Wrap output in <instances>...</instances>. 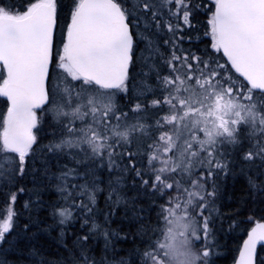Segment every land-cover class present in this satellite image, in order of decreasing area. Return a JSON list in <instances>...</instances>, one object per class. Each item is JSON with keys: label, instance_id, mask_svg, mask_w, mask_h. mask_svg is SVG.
Segmentation results:
<instances>
[{"label": "trees", "instance_id": "1", "mask_svg": "<svg viewBox=\"0 0 264 264\" xmlns=\"http://www.w3.org/2000/svg\"><path fill=\"white\" fill-rule=\"evenodd\" d=\"M38 1L0 0V12L20 17ZM54 1L56 31L52 62L56 57L58 32L70 21L81 0ZM114 1L126 16L135 42L126 83L113 91L117 94L114 105L98 107L95 112L82 110L72 117L58 119L48 112L49 93L47 105L36 111L39 123L34 131V144L20 161L15 154L5 151L1 143L8 104L0 95V264H172L165 244L166 199L173 193L182 195L180 203L184 210L182 207L179 210L196 225V235L190 241L196 247L193 250L196 264H234L248 232L264 223V130L250 135L240 132V145L231 155V170L225 177L213 176V180L207 181L209 187L202 198L199 215L190 198L194 179L189 175L196 179V174L188 175L184 165H178V150L168 151L170 158L162 166L165 172L158 174L156 165L159 163L154 162L157 158L152 156L154 148L146 142L143 157L137 156L133 152L134 137L125 150L118 141H113L116 157L107 153L109 158L101 165L92 159L89 165L76 164L75 179L59 180L60 174L72 171L74 153L65 144L69 135L104 136L118 117L138 114L140 108L144 113L153 110L155 100L164 99L172 88L171 83H162V92L158 93L155 86L161 81L157 80L156 73L142 83L141 73L152 70L146 64L142 70L138 69L142 48L126 5L139 1L140 11L147 13L154 8V0ZM186 1L197 8L208 7L205 0L181 2ZM210 9L213 11V4ZM191 21L185 31L179 32V36L185 34L190 40L177 56L185 55L183 59L177 58L182 62V71L185 64L194 68L198 64L210 68L209 76L212 69L218 67L216 80L228 77L231 86L230 81L234 79L242 90L264 97L231 69L219 50H209L203 41V20L193 17ZM178 62L174 59L167 70L172 71ZM3 81L4 74L0 70V84ZM164 119L156 128L147 129L154 134L158 132L156 138L162 137L158 135L161 131L167 135L175 124L176 118L171 122L166 115ZM80 152L83 151L76 149V153ZM89 169H92L91 174ZM206 203L216 207L217 212L212 213ZM62 204L66 205L65 213L60 212ZM6 219H10L8 230L1 233ZM255 264H264V245L257 248Z\"/></svg>", "mask_w": 264, "mask_h": 264}, {"label": "rangeland", "instance_id": "2", "mask_svg": "<svg viewBox=\"0 0 264 264\" xmlns=\"http://www.w3.org/2000/svg\"><path fill=\"white\" fill-rule=\"evenodd\" d=\"M181 1L154 0V8L146 11L147 13L140 11L139 1L126 5L132 22L135 24L138 45L142 48L138 57V69L142 70L146 64L152 70L147 71L148 73H141L142 83H146L151 75L156 73L157 80L161 83L155 86V91L162 92V83H171L172 88L164 99L155 100L152 104L153 110L144 113L140 108L138 114L128 113L118 117L116 124L104 136L95 135L87 138L84 135H69L65 144L70 146L74 153L72 168H70L72 171L60 174L59 180L63 178L69 181L75 179L78 171L77 165L80 166V163L89 165L90 159H92L101 165L109 158L107 153L116 157L113 141H118L119 146L125 150L134 137L136 143H134L133 152L137 156L143 157V148L146 142L154 148L152 156L154 155L157 159L151 158L150 160L159 163L156 165L158 174L165 172L162 166L168 163L167 159L170 158L167 156L168 151L173 148L178 150V165H184L188 175L191 172L196 174V179L194 175H189L194 179L190 198L192 204L197 206L199 215L202 198L205 190L209 187L206 184L207 181L213 180V176L225 177V173L231 170V155L240 145L238 141L240 132L243 131L246 135H250V133H261L264 130L263 96L242 90L234 79L230 81L231 86L228 83V77L222 78L221 81L216 80L214 76L218 73V67H214L209 76L210 68L198 64H196V68L185 64V71H182V62L177 59L182 58V55L177 56L180 53V48L185 44L188 45L190 40L185 34L179 36V32L183 29L185 31L186 27L191 25L193 17L200 18L205 23L202 29L203 41L209 46V50H218V45L214 13L217 0H205L208 7L201 6L199 8L188 3L191 1L185 3ZM40 4L55 6V1L39 0L31 6L26 14ZM212 4L213 11L210 9ZM0 16L15 17L5 12H0ZM69 22L63 24L58 32L56 57L50 66L48 82V92L51 98L48 112L58 119L72 117L82 110L92 109L91 111L95 112L94 110L98 107H109L115 104L117 97L113 91L96 90L94 87H90L67 64L64 49ZM188 48L191 53V48ZM174 59L179 61V64L172 67V71L167 70V66ZM185 72L186 74H184ZM141 81L138 84L139 87H141ZM5 84L6 78L4 77L3 83L0 84V95ZM233 84H236L235 88H232ZM9 115L8 108L4 133ZM166 115L171 122L176 118L175 124L170 127L167 135L161 131L158 135L162 137L156 138L158 132L154 134L147 129L156 128L158 124H162ZM158 117L159 121L156 122ZM36 123H39L38 115H36ZM245 137L243 136V138ZM137 139H139V143H137ZM3 149L7 151L4 147ZM76 149L83 152L76 153ZM16 157L18 158L17 155ZM83 159L85 160L83 161ZM91 173L92 169H89V174ZM209 195L207 193V196ZM181 197L180 193H173L166 199L168 205L166 208L168 224L165 244L168 252L167 257L170 262L172 261V264H196L197 260L193 253L196 247L194 243H190L196 235V225L194 221L190 220L191 222H189L184 217V211L179 210V208H183V204L180 203ZM65 206V204L61 205V209L63 207V211L60 209L61 213H65ZM207 207L212 209V213L217 212L216 207L208 204ZM200 250L198 249V251Z\"/></svg>", "mask_w": 264, "mask_h": 264}, {"label": "water", "instance_id": "3", "mask_svg": "<svg viewBox=\"0 0 264 264\" xmlns=\"http://www.w3.org/2000/svg\"><path fill=\"white\" fill-rule=\"evenodd\" d=\"M214 13L224 60L249 86L264 93V0H217ZM55 29L52 4H40L20 18L0 16V69L6 78L1 96L10 112L2 140L20 160L34 143L35 111L48 102ZM132 45L130 26L113 0H82L66 32L65 60L82 80L116 90L127 78ZM263 245L260 223L247 234L234 264H255L256 250Z\"/></svg>", "mask_w": 264, "mask_h": 264}, {"label": "flooded vegetation", "instance_id": "4", "mask_svg": "<svg viewBox=\"0 0 264 264\" xmlns=\"http://www.w3.org/2000/svg\"><path fill=\"white\" fill-rule=\"evenodd\" d=\"M132 37H133V45L135 44V42H134V36H133V34H132Z\"/></svg>", "mask_w": 264, "mask_h": 264}]
</instances>
